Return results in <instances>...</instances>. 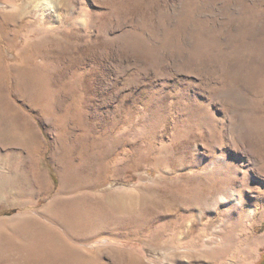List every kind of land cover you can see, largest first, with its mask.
<instances>
[{
  "label": "rangeland",
  "instance_id": "obj_1",
  "mask_svg": "<svg viewBox=\"0 0 264 264\" xmlns=\"http://www.w3.org/2000/svg\"><path fill=\"white\" fill-rule=\"evenodd\" d=\"M7 174L0 264L68 208L43 264H261L264 0H0Z\"/></svg>",
  "mask_w": 264,
  "mask_h": 264
},
{
  "label": "bare ground",
  "instance_id": "obj_2",
  "mask_svg": "<svg viewBox=\"0 0 264 264\" xmlns=\"http://www.w3.org/2000/svg\"><path fill=\"white\" fill-rule=\"evenodd\" d=\"M22 131L25 136H29L28 140H31L28 132L26 130ZM29 148L31 149V154L34 155L37 159L40 157V155H42V150L37 147L36 144L33 145V143H29ZM31 172L36 185L40 187V182L43 178L42 173L38 171L36 167L33 168ZM32 184L34 183L28 180L25 175H22L20 178H17L16 176L10 174L3 175L0 178V197L9 193H14L17 196H26V194L29 195L30 186ZM63 190L64 186L62 183L54 202L59 201V195L63 192ZM76 213V208L72 210H69L68 208V211L65 214L60 213L57 216L55 215L49 217V225H45L42 222H38V229L34 233V248H31V252L35 260L43 264L62 257L65 250L68 246H70V244L67 241L61 240L60 233L61 235H67L71 241L75 239V228L69 223V221L67 222V217L68 215L69 217H76ZM60 229L64 232V234H62L63 232L60 231ZM63 259L65 260V258Z\"/></svg>",
  "mask_w": 264,
  "mask_h": 264
},
{
  "label": "trees",
  "instance_id": "obj_3",
  "mask_svg": "<svg viewBox=\"0 0 264 264\" xmlns=\"http://www.w3.org/2000/svg\"><path fill=\"white\" fill-rule=\"evenodd\" d=\"M261 264H264V260H263V262Z\"/></svg>",
  "mask_w": 264,
  "mask_h": 264
}]
</instances>
